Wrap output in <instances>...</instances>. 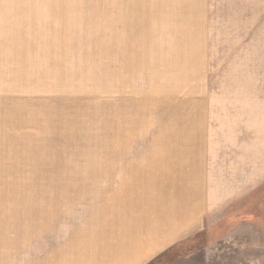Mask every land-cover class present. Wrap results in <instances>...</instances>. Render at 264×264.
<instances>
[{
  "label": "rangeland",
  "instance_id": "1",
  "mask_svg": "<svg viewBox=\"0 0 264 264\" xmlns=\"http://www.w3.org/2000/svg\"><path fill=\"white\" fill-rule=\"evenodd\" d=\"M181 7L201 20V76L180 97L195 88L204 188H155L120 177L115 124L160 114L143 104L160 97L143 92L147 63L174 45ZM123 196L138 213L159 199L167 224L195 210L178 234L204 201L195 229L138 264H264V0H0V245L27 264Z\"/></svg>",
  "mask_w": 264,
  "mask_h": 264
},
{
  "label": "crops",
  "instance_id": "2",
  "mask_svg": "<svg viewBox=\"0 0 264 264\" xmlns=\"http://www.w3.org/2000/svg\"><path fill=\"white\" fill-rule=\"evenodd\" d=\"M192 9L181 7L182 15L174 21V26L171 25V32L175 34L174 45L167 52H155V57L147 63L155 71L151 74V84L143 92L160 97L151 96L143 104L155 105L156 109H161L160 114L153 109L150 111L151 116L147 112L143 126V122H140L142 117H136V122L132 116L129 117L126 119L129 126L123 127L121 134L117 132L115 122V140L127 142L123 144L124 148L116 149L115 158L120 177L124 178V172L129 170L139 171L147 176L145 183L150 182V186L155 188H163L165 185H155L153 182L163 183L167 180L174 183L170 187L204 188L205 145L202 132L196 125V118L200 114L195 110V88L188 90L186 97H180L185 87L201 76V20L198 19L195 25L187 21L189 17L186 14L195 11ZM125 94L132 96L133 89L128 88ZM196 134L200 138H195ZM136 142L143 143L140 144V151L134 154L132 147ZM192 195L185 194L186 198ZM134 198L114 197L108 207L98 208L93 216L95 221L86 224L80 234L66 244L50 246L44 255L29 260L27 264H138L158 247L195 229L204 209L203 201L194 226L178 234L177 231L182 230L188 220L194 219L195 210H182L179 216L176 215L167 224L158 198L156 209L151 198L149 202L145 201L140 213L137 212ZM0 247V264H12L18 249L23 248L22 245L15 247L7 244Z\"/></svg>",
  "mask_w": 264,
  "mask_h": 264
},
{
  "label": "bare ground",
  "instance_id": "3",
  "mask_svg": "<svg viewBox=\"0 0 264 264\" xmlns=\"http://www.w3.org/2000/svg\"><path fill=\"white\" fill-rule=\"evenodd\" d=\"M190 196V195H189ZM189 198V197H188Z\"/></svg>",
  "mask_w": 264,
  "mask_h": 264
}]
</instances>
